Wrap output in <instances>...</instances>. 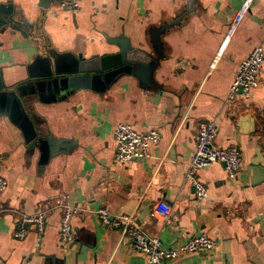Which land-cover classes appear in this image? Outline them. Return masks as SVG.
I'll return each instance as SVG.
<instances>
[{"label": "crops", "instance_id": "crops-1", "mask_svg": "<svg viewBox=\"0 0 264 264\" xmlns=\"http://www.w3.org/2000/svg\"><path fill=\"white\" fill-rule=\"evenodd\" d=\"M41 1L0 0L30 26L0 29V79L7 86L45 82L49 49L101 57L117 52L113 37L128 39L151 62L92 84L32 88L24 105L36 131L52 137L54 155L0 118V176L8 182L0 196V264H148L120 228L86 212L100 207L130 217L165 247L202 233L217 242L210 252L162 264H264V62L252 95L228 100L240 63L264 45V0L251 1L224 46L244 0H79L76 13L55 0L44 9ZM202 121L216 123L215 145L236 147L241 165L234 179L221 162L200 169L207 197L198 202L186 173ZM119 123L159 131L151 158L115 163ZM63 201L81 210L66 245L59 241L61 209L50 210ZM159 203L170 208L169 224L154 212ZM42 209L50 211L39 244L33 225L15 238L19 216Z\"/></svg>", "mask_w": 264, "mask_h": 264}, {"label": "built area", "instance_id": "built-area-1", "mask_svg": "<svg viewBox=\"0 0 264 264\" xmlns=\"http://www.w3.org/2000/svg\"><path fill=\"white\" fill-rule=\"evenodd\" d=\"M252 0H244L235 16L233 17L227 38L223 44H226L230 36L234 33L243 16L247 13ZM56 4L67 11L76 13L80 9L79 0H55ZM264 62V45H258L250 54L240 63L234 80L230 86L228 100L234 101L242 95L249 98L253 91L259 86V77ZM217 125L213 121H202L197 127L195 136V151L188 163L186 179L195 188V199L198 202L207 197V189L204 183L198 178V171L214 162L224 163L227 177L234 179L241 165L239 150L234 147H219L215 145L217 136ZM116 150L114 161L117 165H124L135 159H149L151 147L157 145L161 136L157 129H151L147 132H139L128 123H119L113 131ZM2 156L0 155V167ZM7 180L0 176V196L7 187ZM60 208L62 212L59 241L62 245L70 243L74 239L72 219L81 210L65 201L56 206H51L50 210ZM42 209L36 214H21L19 216V227L13 232L17 239H23L29 226L33 225L37 233V244L41 240L44 230L46 214L50 211ZM4 209L0 207V215ZM89 215L97 217L100 223L108 228H120L122 233L129 238L134 249L142 253L148 264H162L164 261L175 259L182 255L197 251H212L216 246V240L208 237L206 234H199L186 242H181L175 247H165L158 238L147 235L132 219L126 215H113L106 208L100 207L95 210H87ZM156 213L162 215L164 223H170V208L159 203L155 207Z\"/></svg>", "mask_w": 264, "mask_h": 264}, {"label": "water", "instance_id": "water-1", "mask_svg": "<svg viewBox=\"0 0 264 264\" xmlns=\"http://www.w3.org/2000/svg\"><path fill=\"white\" fill-rule=\"evenodd\" d=\"M51 2L52 0H42L40 5L47 9ZM24 20L17 11V7L0 4V29L9 27L24 32V29L30 27ZM108 40L116 45L118 50L116 53L101 57L85 58L81 55L75 56L72 53L60 54L49 49L45 53L47 57L44 59L49 69L43 83L31 84L27 80L17 85L7 86L0 79V118H7L16 125L22 131L25 140L31 142V146L38 148L40 152L48 149L47 153L50 155L58 153L59 149L51 146L53 144L52 137L36 131L24 104L28 102L30 91L33 92L32 88L38 93L43 91V85L47 86L48 89L55 90L61 87H73L79 82L92 84L108 77L114 70H121L123 67L141 69L144 64H150V56L146 52L135 49L128 39L113 37ZM61 145L67 148L66 145Z\"/></svg>", "mask_w": 264, "mask_h": 264}]
</instances>
